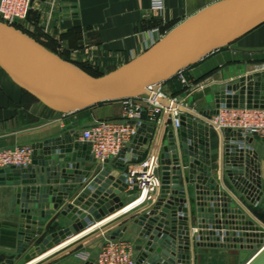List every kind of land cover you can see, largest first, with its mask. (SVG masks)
<instances>
[{"label": "water", "instance_id": "95a60500", "mask_svg": "<svg viewBox=\"0 0 264 264\" xmlns=\"http://www.w3.org/2000/svg\"><path fill=\"white\" fill-rule=\"evenodd\" d=\"M262 24L264 0H219L177 25L137 58L108 74L95 76L63 59L16 26L0 21V67L35 100L53 111L68 115L102 103L147 95L150 86L178 77L181 72L232 45ZM211 95L215 96L216 108L201 111L205 115L217 113L222 106L264 108V74L243 77L239 83L226 84L225 89L220 91L213 85H207L195 93L194 99ZM194 117L204 121L201 116ZM200 121L183 116L181 127L176 131L178 136L170 131L169 140L164 141L165 155H161L163 185L148 201L152 209L136 221L143 227L141 236L146 240L145 244L136 248L142 252L138 264H190L186 251L190 247L194 225L188 222V210L183 199L186 189L180 187V154L187 167L185 178L193 187L191 215L195 216L198 228L194 237L197 245L238 249L244 264H264V232L242 231L239 226L231 231L233 220L243 216L239 209H234V198L225 197L228 192L217 182L219 176H213L211 130L208 124ZM146 126L144 124L141 128ZM164 131L157 140L156 158L163 144ZM149 133L144 140L145 147L153 136L154 127H149ZM225 134L226 171L232 182L238 187L243 184L248 189L260 191L259 170L250 169L253 161L250 149L244 144V134L231 129H226ZM78 139V130L47 139L33 147V167L0 169V185L16 186L15 201L20 217L19 251L28 250L25 255L27 261L53 249L55 244L62 245L124 208L120 194L127 189L125 177L118 174L119 182H114L113 178L103 181L111 171L108 168L94 176L89 185L79 192L74 203H68L61 210L60 213L70 219L71 225L46 235L39 245L28 247L32 239L43 235L44 227L49 226L47 219L52 209H58L63 200H68L73 192L79 191L75 184L67 185L64 190L53 186L72 181L69 177L74 172L72 162H76L77 157V162L81 161L82 149L92 152L91 144ZM76 150H80L78 156ZM141 158L142 154H137L134 160ZM78 166L74 165L75 168ZM117 167L123 171L125 163ZM22 184L48 186L19 187ZM58 191L60 197L54 199ZM40 193L43 204L39 200ZM178 198H181V204ZM38 210L40 213H35ZM94 219L98 222L95 223ZM248 223L253 225V222ZM122 236L121 230L112 238ZM252 250L256 253L249 257ZM14 263V259H9L2 264Z\"/></svg>", "mask_w": 264, "mask_h": 264}, {"label": "crops", "instance_id": "0c3cea01", "mask_svg": "<svg viewBox=\"0 0 264 264\" xmlns=\"http://www.w3.org/2000/svg\"><path fill=\"white\" fill-rule=\"evenodd\" d=\"M217 1L219 0H165V9L158 13L151 11V0H34L28 18L18 24L17 27L63 59L79 66L91 75L100 76L108 74L137 58L177 25ZM187 72L190 81L207 77L214 79L217 84L228 83L245 74H254L255 76L264 74V24L232 45L216 51L199 64L187 69ZM173 83L171 82V85L165 84L167 86H165V92L168 95L173 93L171 92ZM191 100L196 102V105H202L206 100H209V96L200 100L194 98ZM185 111L188 112L187 114L201 116L198 111L205 110L197 105L195 110L191 107ZM123 118V101L102 103L68 115L53 111L25 92L0 67V150L16 146L34 147L47 139L64 135L73 130H78L81 135L85 128L100 120L121 121ZM196 120L200 121V119ZM145 124L147 126L143 129L140 128L138 135L126 147L129 151L126 152L125 149L118 157L112 158L109 162H99L89 149L78 150L82 159L77 162L79 158L77 157L76 162H72L74 172L69 175L70 180H72L71 183L60 182L53 186L64 190L67 185L75 184L79 191L73 192L68 200H63L58 209H52L50 217L47 219L49 226L44 227L45 233L34 237L28 247L39 245L46 235L71 225L70 219L64 217L60 212L68 203H74L73 201L77 199L79 192L89 185L94 176L110 168L109 175L104 177L103 181L113 178L114 182H119L117 175H123V171L118 169L117 165L125 163L124 160L128 153L130 156L132 152L135 155L142 154V158L150 154L155 146L157 135L153 133L155 136L148 140V146L145 147L144 140L150 134L149 127L152 122L146 119ZM164 129L163 140H169L166 136L167 128ZM164 129L160 130L159 138ZM210 130V155L213 174L219 176L217 182L225 189L223 175L225 172L226 134L225 131H220L211 126ZM78 141L81 142V139ZM244 143L246 148L250 149L249 155L253 161L250 169L255 168L254 171L256 172L259 170L257 173L261 181V195L263 194L259 201L260 206L254 205L251 210H248V215L255 222L254 225L257 228L264 230V138L246 136ZM78 151L75 152L76 156H78ZM162 152V156H164V149ZM180 161V187L186 189V195H183V199L188 210V222L192 226L193 187L188 184L185 178L187 167L184 165L185 161L181 154ZM159 164L158 174L163 185L164 165L162 158ZM74 165L79 166L75 168ZM46 185L22 184L19 187L37 186L42 188ZM172 185L173 175L171 178ZM14 187L16 186L0 185V264L9 259H14V264H94V258L101 248L99 245L102 244L101 241L121 230L123 236L120 238L133 242L135 248L146 243V240L141 236L143 227L136 221L152 209L153 206H148V203L139 205L135 207L136 209H132L130 206L126 207V211L131 209L134 211L124 213L115 218L114 222L100 226L92 234L90 233V237H84L80 241L82 245L78 242L71 243L74 241L73 238L67 241L69 243L66 244V247L60 246L61 248L54 250L58 247L55 244L54 248L51 249L54 251L50 254L47 253L51 250L27 261L25 255L28 250L19 251L20 217L17 213ZM225 190L229 192L227 188ZM260 191H253V196H259L257 193ZM59 194L58 191V195L54 199H59ZM120 195L124 207L131 204L137 197L136 191L129 189ZM232 196L234 197V194ZM42 197L40 193L39 200L41 202H39L41 204H43ZM178 199V203L181 204V198ZM35 213L39 214L40 211ZM94 222L97 223L98 220L94 219ZM94 227L95 229L98 228L97 225ZM194 235L195 231L191 230V238ZM95 239H100V242L97 246H92L91 241ZM83 240L88 241L92 255L88 261L82 260L78 255L79 252H76L79 248L81 250L85 248L86 243L83 245ZM234 251L237 252V257H233L231 261L234 258L236 261H241L239 250L234 248L224 249L190 245L189 251L186 252L191 255L190 264H230L228 260H223L224 253H234ZM136 252L139 259L142 252L138 249Z\"/></svg>", "mask_w": 264, "mask_h": 264}, {"label": "built area", "instance_id": "2783aa9c", "mask_svg": "<svg viewBox=\"0 0 264 264\" xmlns=\"http://www.w3.org/2000/svg\"><path fill=\"white\" fill-rule=\"evenodd\" d=\"M33 3L34 0H0V19L9 25L17 26L28 18ZM164 9L165 0H151V11L161 13ZM184 73L185 71L181 72L178 77L182 78V81L189 86ZM207 85L209 84L189 87L186 98H194L195 93ZM162 86L163 84L150 86L147 95L123 100V120H100L82 131L81 142L91 144L95 159L105 163L107 160L118 157L138 135V131L145 124L146 119L156 123L155 146L162 128H166L169 123H172L173 129L176 131L181 127L183 111L189 109L187 108L189 107L188 100L168 97L163 92ZM165 115H167L166 120ZM203 119L209 126L220 131L240 130L245 137L260 136L264 138V108L222 106L213 116H205ZM155 146L148 156L140 160H134L137 155L133 152L131 156L128 153L124 160L125 183L127 189L136 191L137 197L133 202H137V206L147 204L161 188V179L158 174L160 159L155 156ZM33 154L32 146H16L0 150V169L6 167L28 168L32 165ZM87 234L89 233L81 237L83 238ZM135 253V246L132 242L122 238H106L94 258V264H137ZM78 255L84 261H88L92 257L89 251L79 252Z\"/></svg>", "mask_w": 264, "mask_h": 264}, {"label": "rangeland", "instance_id": "374dc122", "mask_svg": "<svg viewBox=\"0 0 264 264\" xmlns=\"http://www.w3.org/2000/svg\"><path fill=\"white\" fill-rule=\"evenodd\" d=\"M0 21L1 22H4V21H2V19H0ZM17 27V26H16ZM18 28V27H17ZM261 67H263V64H261ZM188 72H187V70L185 71V73H184V77L188 80V82H189V86H187L183 81H182V78H180V77H178V80H175V82L173 83V87L175 88V90H173V89H171L172 91L171 92H173L172 93V95H170V93H169V95H168V93H166L165 92V89H166V85L165 84H163V86H162V90H163V92L168 96V97H170V98H177L178 100H183V99H185L186 97H187V95H188V92H189V87H191V88H193V87H195V86H198V85H201V84H209V85H213L214 86V88L216 89V90H223V89H225V85L226 84H235V83H239L240 82V80H241V78H243V77H248L249 75H254V74H245V75H243L242 77H240V78H238V79H235V80H233V81H230V82H228V83H222V84H217L216 82H214V79H211V78H207V77H205V78H203V79H199V80H197V81H190V79H189V77H188ZM166 86V87H165ZM188 101H187V103L189 104V107H187V108H189V109H191V107H192V109L193 110H195V107H197V105L198 106H200L201 108H203V110H205V111H210V110H213V109H215L216 108V99H215V96L214 95H211V96H209V100H206V102H204V104H197L196 105V102H192L193 100H191V97H189V98H186ZM188 112H186L185 110H184V112H183V114H182V117L183 116H186L188 119L189 118H191V119H194V120H196V118L194 117V115H192V114H187ZM198 113L204 118L205 116H213L214 114H211V115H205V114H203V113H201V112H199L198 111ZM190 115V116H189ZM182 117H181V120H182ZM105 120V119H104ZM202 122H205L206 124H208L207 122H206V120H204V121H202ZM152 125H154L153 127H154V133L156 134V123H152ZM151 125V126H152ZM167 128V131H166V136H168L169 135V133H170V131H173V132H176V130H174L173 129V127H172V123H169V125L166 127ZM214 128V127H213ZM224 132V131H223ZM177 133V132H176ZM155 136V135H154ZM153 136V137H154ZM177 136H178V134H177ZM167 138V137H166ZM165 140H167V139H165ZM165 140H163V144H164V141ZM177 140H178V138H177ZM163 144H162V147H161V150H160V154H159V159L161 160V155L163 154V152H162V150L164 149V146H163ZM245 144V143H244ZM226 162H225V172H224V175H223V182H224V186H225V189L227 188L228 190H229V192L227 193V195L225 196V197H230V198H232L233 196H232V194H234V199H233V201H232V203H236L235 205V207L236 208H234V209H239L240 211H241V214L240 215H242L243 216V218L241 219H234V224H233V227L230 225V227L231 228H233L231 231H235L234 229L236 228L237 229V226H239L240 228V230H242V231H251V232H253V231H256V232H264V230H262V229H260L259 227L257 228V226L256 225H254L255 224V222L253 221V220H251L250 218H249V215H248V210H251L252 208H253V206L254 205H256V207H259L260 206V204H259V201H260V199H261V196L263 195H261V193H257L259 196H253V191H257L255 188H250V189H248V187L247 186H245V185H243V184H241V186H236L233 182H232V178L230 177V174L226 171ZM213 176H215L214 174H213ZM133 209H136V208H133ZM131 211H134V210H131ZM129 213L130 212V210L129 211H126L125 213ZM124 214V213H123ZM238 215V214H237ZM193 217V221L194 222H192V224L194 225V228L192 229L193 231H195V235H194V237L197 235V232L196 231H198V228H197V225H196V223H195V216H192ZM111 222H114V221H111ZM111 222H109V224L111 223ZM248 222H253V225H250ZM105 225V224H104ZM104 225H102V226H104ZM101 226V227H102ZM100 227H98V228H96V229H94V230H97V229H99ZM253 228H255V229H253ZM258 229V230H257ZM93 230V231H94ZM224 231V230H223ZM238 231V230H237ZM92 234V233H91ZM91 234H89V236L88 235H86L85 237H90V235ZM191 237V236H190ZM194 237H192L191 238V240H193L191 243H190V245H194L195 247H200V246H198L197 245V242H196V240H195V238ZM108 238H112V236H109ZM82 239H84V237L82 238H79L78 240H76L74 243H80V241H82ZM85 239H87V238H85ZM100 239H98V240H92L91 241V243H92V246L94 245V246H97L98 245V243L100 242L99 241ZM105 240H106V238H104L101 242H102V244H99V245H103V243L105 242ZM84 241V240H83ZM88 241H84V243H83V245L86 243V245H85V248H83L82 250L79 248V249H77V251L76 252H82V251H89L90 252V249H89V244L87 243ZM82 243V242H81ZM80 243V244H81ZM133 243V242H132ZM134 244V243H133ZM82 245V244H81ZM91 246V247H92ZM100 246V247H101ZM134 246H135V244H134ZM69 247V246H68ZM86 247H88V248H86ZM136 247V246H135ZM218 248H224V249H227V248H225V247H218ZM135 251H136V248H135ZM188 251H189V249H188ZM230 252H231V250H230ZM230 252H228V253H224V257H223V260L224 261H227L228 260V263H230V264H243V262H241V261H239V260H237L236 261V258H234L232 261H231V259L233 258V257H237L236 255V251H234V253H230ZM256 253V250H252L251 252H250V255H249V257H251V256H253L254 254ZM188 254V253H187ZM233 254V255H232ZM135 257H136V263L138 264L139 263V259H140V257H139V259L137 258V252L135 253ZM92 256V255H91ZM189 257H190V259H191V255L189 254Z\"/></svg>", "mask_w": 264, "mask_h": 264}, {"label": "bare ground", "instance_id": "6f19581e", "mask_svg": "<svg viewBox=\"0 0 264 264\" xmlns=\"http://www.w3.org/2000/svg\"><path fill=\"white\" fill-rule=\"evenodd\" d=\"M165 116H166V117H165V120H166L167 115H165ZM160 185H161V187H162V182H161ZM159 189H161V188H159ZM137 205H138L137 202H133V203H131V204L125 206L122 210L116 212L114 215L108 217L107 219H105V220L102 221L101 223L97 224V226L100 227V226H102V225H104V224L106 225L107 223L113 221L115 218L119 217L120 215H122L123 213L126 212V209H125L126 207L130 206V208L133 209V207L135 208ZM132 209H131V210H132ZM131 210H130V211H131ZM94 229H95V227H93V228H91V229H89V230L83 232L82 234H80V235L74 237V239H73V238H72V239L75 240V239L81 237L82 235H84V234H86V233H89V234H90V233L93 232ZM87 235H88V234H87ZM68 241H69V240H68ZM67 243H69V242H66V243L64 242V243L61 245V247L65 246ZM61 247H60V246H59V247H56L54 250H56V249H58V248H61ZM54 250L49 251L47 254H50V253H51L52 251H54ZM47 254H45V255H47Z\"/></svg>", "mask_w": 264, "mask_h": 264}, {"label": "trees", "instance_id": "16d2710c", "mask_svg": "<svg viewBox=\"0 0 264 264\" xmlns=\"http://www.w3.org/2000/svg\"><path fill=\"white\" fill-rule=\"evenodd\" d=\"M177 78H178V77H175L174 79H172V80H170V81H168V82H166V83H164V84L171 85V82L173 83V81L177 80ZM172 89L175 90L174 87H172Z\"/></svg>", "mask_w": 264, "mask_h": 264}]
</instances>
